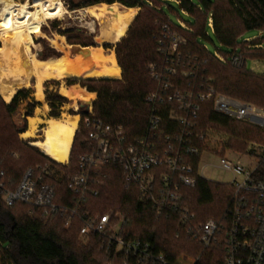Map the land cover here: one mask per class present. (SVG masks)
Instances as JSON below:
<instances>
[{
	"label": "trees",
	"instance_id": "trees-1",
	"mask_svg": "<svg viewBox=\"0 0 264 264\" xmlns=\"http://www.w3.org/2000/svg\"><path fill=\"white\" fill-rule=\"evenodd\" d=\"M169 1L176 2L185 13L194 16L195 23L184 22L187 28L183 27L181 22L174 23L164 12V7ZM102 3H119L122 9L137 7L140 10L127 34L114 45L121 67L120 79H67L68 85L78 83L89 92L97 94L93 103V116L113 125L122 124L131 139L145 134L150 111L145 97L158 87L151 76L150 66L162 64L164 61L157 38L164 24H168L171 30L186 38V44L180 47L184 56L190 53L191 57H198L196 77L187 80L184 85L189 83L191 86H199L209 83L217 92L264 106V75L247 71L246 68L237 69L230 63L219 62L213 54L206 52L200 43V37H208L206 29L210 28L218 42L227 49L222 53L226 58L234 52H239L246 59H264V53L247 56L245 43L248 41L241 42L247 31L264 30V0H82L80 3L71 1L70 7L77 9L80 6ZM210 16L213 20L212 28L209 26ZM69 31L63 34L67 35ZM260 38H254L250 47L263 48L261 43H257ZM82 45L90 46L95 43L92 41ZM27 99L29 91L20 89L9 103L0 96V108L11 115L18 109L19 104ZM47 100L52 108L51 116L59 117V108L66 99L57 93H50ZM37 104L29 103V109H34ZM80 107L81 120L68 165L49 159L40 153L36 146L26 148L27 152L15 157L14 149L16 153L26 151L18 145L14 137L18 129L9 125L6 120L0 123V167L5 173L6 181L14 179V182L10 183L11 188L19 183L28 168L45 165L46 160L49 170L46 178L55 185L57 200L66 204L73 203L74 197L69 189L67 177L78 172L80 155L91 149V143L87 139L89 129L84 124L87 107L83 104ZM168 109H161L165 119L168 117ZM196 122L199 129L214 126L224 130L229 135L228 147L237 144L245 153L258 157L260 165L256 177H264V127L215 113L211 101L202 103ZM7 129L11 134L4 138L2 131ZM250 142L253 144L250 145ZM256 145L259 146L258 150ZM191 161L196 171L198 158L193 157ZM105 173L100 194L88 199V210L95 214H102L110 209L120 212L128 221L125 228L133 236L149 242L156 253H163L170 261L174 262L180 254L187 253L194 258L200 256L196 264H225L223 248L213 246L204 249L189 233L178 231L175 217H159L151 207L142 203L137 186L125 180L120 167L107 166ZM182 191L185 203L204 221L211 217H221L234 188L229 184L198 178L194 186L184 187ZM65 222V218L59 215L47 219L38 209H33L25 203L8 206L0 193V259L8 264H125L121 255L100 250V238L97 236L84 244L80 240L82 224L78 219H75L70 227H66ZM126 264L137 262L132 259Z\"/></svg>",
	"mask_w": 264,
	"mask_h": 264
},
{
	"label": "built area",
	"instance_id": "built-area-1",
	"mask_svg": "<svg viewBox=\"0 0 264 264\" xmlns=\"http://www.w3.org/2000/svg\"><path fill=\"white\" fill-rule=\"evenodd\" d=\"M181 25L187 28L184 22ZM209 26L213 27L211 16ZM157 38L164 61L150 66L158 87L145 97L150 106L145 134L131 139L122 124L113 125L93 116L92 100L84 118L91 149L80 155L78 172L67 177L73 203L57 200V189L46 178L47 165L28 168L14 188L10 186L14 179L6 181L0 167L2 199L8 206L25 203L47 219L64 217L66 227L78 219L82 238L99 237L100 250L121 255L125 264L132 259L137 264H176L163 253H156L149 242L133 236L125 228L127 219L120 213L109 210L95 214L87 209L89 197L100 194L105 168L118 166L125 180L137 186L142 203L159 217H175L178 231L189 233L204 249L223 248L225 264H264V177H256L260 159L257 157L256 164L247 166L240 157L231 158L223 148L214 151L210 137L217 128L199 129L196 122L202 103L211 101L215 113L264 127V108L217 92L209 83L184 85L196 77L198 57H191L190 53L184 56L180 47L186 44V38L168 24L163 25ZM203 49L210 53L207 46L203 45ZM213 57L237 69L246 68V58L239 52L226 58L218 51ZM161 109H168L167 119ZM205 153L219 157L217 167L232 175L229 183L222 184L233 186L234 191L220 218L203 221L185 203L182 189L194 186L198 178L206 179L202 173L205 165L201 166ZM193 157L198 158L196 171ZM199 257L193 259V264ZM0 264L8 263L0 259Z\"/></svg>",
	"mask_w": 264,
	"mask_h": 264
},
{
	"label": "rangeland",
	"instance_id": "rangeland-1",
	"mask_svg": "<svg viewBox=\"0 0 264 264\" xmlns=\"http://www.w3.org/2000/svg\"><path fill=\"white\" fill-rule=\"evenodd\" d=\"M34 1L35 0H0V20H3L6 23V25H8L9 24L8 10L18 7L19 5L26 4L27 9L32 11L34 10L33 7ZM59 1H61L63 5V14L61 17L46 19L44 22L40 23L38 30H34V29L24 30L23 31L24 35L26 34L27 36H29L30 40H27L25 36L22 37L23 50H20V47L17 44L12 45L11 47L12 51L14 52L21 51L24 63L25 62L28 63L34 57L40 60L41 59L49 60L52 58L57 59L64 56L65 55L64 51H60L54 47L53 44L54 40H56L57 43L63 45L64 47L66 46L65 51L70 50L71 57H74V55L78 54L80 50H83V48H87V47H91V48L98 47L102 49L104 48L103 49L104 51L112 50L116 57L114 45L118 41L115 43L107 42L108 44L106 42L103 43L100 42V38H104L105 33L108 31L107 29H109L111 26V20H110L111 13L108 6L116 5L119 10H129L130 8L122 9L119 3H114V4L102 3L99 5H91L87 7L80 6L77 9H72L70 7L71 1L80 3L82 2V0H59ZM103 4H106L107 7L104 10L99 9V7H102ZM90 7L96 8L95 16L89 14V12L87 11V9ZM169 7H171L172 9H170ZM139 10L140 9L138 8L137 12H139ZM164 12L176 24H178L179 22H185L188 24L195 23L194 16L185 13L182 9H180L179 4H177L176 2L169 1V3H167L164 7ZM66 31H69V33L67 35H64L63 33H65ZM206 33L208 37H200V43L207 46L211 54H215L218 51L221 53L227 51V49L218 42L212 29L207 28ZM257 37H261L259 39L260 41H257V43H261L263 48H254L253 46L250 47V45H252L253 42H249V43L247 42V44L245 43V47H246L245 54L247 56L249 55L251 56V54L264 53V30L262 31V30L254 29L247 31L241 42L248 38L253 39ZM92 41L95 43V45H90V46L82 45L83 43L89 44ZM252 41H254V39ZM8 46H9L8 41L0 33V48H7ZM45 56L47 57V59H43V57ZM246 61H247L246 62L247 71L264 75V59L247 57ZM26 70H29L28 66H26ZM67 79H75V78H70V77L50 78L40 81L39 77L35 75L22 76V75L8 74L3 79L0 80V90L6 88L8 85H14L15 93L18 90L24 88L29 91V99L23 100L19 104L18 109L13 114L8 115L3 108H0V123L3 120H6V122H8L9 125H14V127L18 129V132L15 133L14 137L20 147L26 149L29 148L30 146H33L30 143V140H34V138H24L22 135L29 128V118L35 116L37 110H40L38 116L40 115L44 119L52 117L51 116L52 108L47 100V96L50 93L51 94L57 93L58 95L66 99V101L62 103L61 107L59 108V112H60L59 117L56 118L65 120L67 117L71 115L73 116L79 115L78 121L80 122L81 120L80 105L84 104L86 107L85 104L86 101L81 99H75V100L70 99L62 95L60 93V89L61 87L64 86L65 87H70L73 85H78L79 87L82 86L78 83L73 85H68ZM77 80L79 81L82 79H77ZM53 81H56V83H54ZM86 91L88 90L86 89ZM38 94H42L41 99H38ZM0 96L6 103H9L4 99L1 93ZM96 99H97V94L94 96V98H92V100L95 101ZM29 103H38V104L34 109H29ZM248 103H252V102H248ZM252 104L264 108V106L262 105L256 103H252ZM247 122L251 123L250 121ZM46 126L47 125L45 122L39 124L36 130L35 139L42 140L44 138ZM78 127L79 124L77 126V129ZM7 130L2 131L4 138L11 134L10 130L9 129ZM228 137L229 135L224 130L217 128V133L212 134L210 137L212 138L211 139L212 143L210 147L214 149V151H217L219 148H223V150L226 151V154H228L231 158L240 157L242 162L247 166L256 164L258 162V159L255 155L245 153L244 150H242L241 146L238 147V145L235 144V146L233 147H228L227 146ZM252 144L253 143L250 142V145ZM72 147H73V143H72ZM36 148L40 153L46 155L49 159H52L50 156L45 154L40 148L38 147ZM13 151H15V154L13 155L17 157L23 155V153L27 152L28 150L26 149V151L24 152L18 151V153H16L17 151L15 149ZM218 162H219V157L217 155L207 154V153L203 154L201 166L205 165V167L202 170L204 177L209 181H213L217 183H229L232 180L231 173L217 167ZM44 163L45 165L48 164L46 160L44 161ZM68 163L69 160L63 164L68 165ZM80 238H81L80 240L84 244H87L89 242V239H84L81 236ZM193 259L195 258L192 255L187 253H182L176 259V264H193L194 262Z\"/></svg>",
	"mask_w": 264,
	"mask_h": 264
},
{
	"label": "bare ground",
	"instance_id": "bare-ground-1",
	"mask_svg": "<svg viewBox=\"0 0 264 264\" xmlns=\"http://www.w3.org/2000/svg\"><path fill=\"white\" fill-rule=\"evenodd\" d=\"M34 10H28L27 5L8 10L9 24L0 20V33L8 41L7 48H0V80L8 74L30 76L35 75L39 80L50 78L70 77L75 79H120L121 67L112 51H104L102 48H83L74 57H71L70 50L65 51V47L54 40V47L64 51L65 55L50 60H40L34 57L28 63H24L21 51L14 52L11 50L13 44L22 48L23 31L27 29L38 30L40 23L46 19L61 17L63 14V5L59 0H35L33 3ZM106 4L99 9L104 10ZM111 13V26L105 33L100 42L115 43L119 41L127 32L129 26L137 15L138 8L129 10H119L116 5L108 6ZM94 7L87 9L89 14L95 16ZM109 12V11H108ZM20 32V33H19ZM19 33V34H18ZM63 38V37H62ZM64 43V42H63ZM107 43V44H108ZM63 52V53H64ZM26 66L29 70H26ZM4 99L10 102L15 93L14 85H8L0 90ZM60 93L70 99H81L91 104L95 94L86 91L85 88L73 85L70 87H61ZM42 94H38V99ZM40 109V108H38ZM45 112V111H44ZM29 118V128L23 133L24 138H34L30 140L33 146L40 148L45 154L59 163H66L69 160L73 139L78 126V116L71 115L65 120L60 118H42L38 114ZM46 123L45 135L42 140L35 139L36 130L40 123Z\"/></svg>",
	"mask_w": 264,
	"mask_h": 264
},
{
	"label": "water",
	"instance_id": "water-1",
	"mask_svg": "<svg viewBox=\"0 0 264 264\" xmlns=\"http://www.w3.org/2000/svg\"><path fill=\"white\" fill-rule=\"evenodd\" d=\"M85 104H86V107H87V109H86V112H87V110L89 109V105H90V104H89V102H86ZM83 105H84V104H83ZM7 245H8V243L5 244V246H7Z\"/></svg>",
	"mask_w": 264,
	"mask_h": 264
},
{
	"label": "crops",
	"instance_id": "crops-1",
	"mask_svg": "<svg viewBox=\"0 0 264 264\" xmlns=\"http://www.w3.org/2000/svg\"><path fill=\"white\" fill-rule=\"evenodd\" d=\"M91 93H95V92H91ZM95 95H96V93H95ZM79 116V115H78ZM78 124H79V121H78Z\"/></svg>",
	"mask_w": 264,
	"mask_h": 264
}]
</instances>
